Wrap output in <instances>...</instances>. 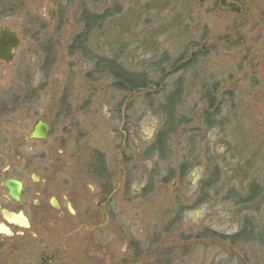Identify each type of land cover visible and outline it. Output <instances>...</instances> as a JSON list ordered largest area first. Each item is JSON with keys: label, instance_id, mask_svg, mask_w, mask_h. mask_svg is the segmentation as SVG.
I'll list each match as a JSON object with an SVG mask.
<instances>
[{"label": "rangeland", "instance_id": "obj_1", "mask_svg": "<svg viewBox=\"0 0 264 264\" xmlns=\"http://www.w3.org/2000/svg\"><path fill=\"white\" fill-rule=\"evenodd\" d=\"M259 2L262 9L239 27L223 14L203 13L197 0H0V23L21 39L14 59L0 66V86L9 99L32 87L41 93L38 102L11 116L9 129L18 126L20 117L27 130L44 116L55 131L46 143L26 152V181L31 183V173L42 169L56 179L77 175L82 156L76 166L71 155L80 148L98 150L117 176L115 184L122 183L117 213L148 216L158 225L152 231L175 230L173 220L180 216L185 246L199 247L198 253L204 252L202 247L234 246L233 264H264L263 247L204 233L238 230L243 220L234 218L232 200L247 197L253 182L264 199V0ZM10 6L14 14L6 13ZM82 14L91 21L90 30L71 49L73 39L86 30ZM206 29L215 41L222 39L216 53L201 44ZM225 37L234 43L229 50L223 48ZM198 44L203 53H198ZM193 54L196 61L187 66ZM115 55L128 70L147 72L160 83L150 88L152 100L182 79L180 116L192 123L182 129L172 160L145 155L163 119L148 105L146 91H120L112 77L94 71V59ZM209 86H216L213 103L222 99L223 105L207 122L204 96ZM4 161L13 163L12 157ZM181 162L187 168L179 176ZM214 166L216 173L210 175ZM170 171L173 178L163 183ZM207 180L218 182L202 186ZM254 215V221L264 222V212ZM11 258L12 264L33 261L29 254L21 259L15 252Z\"/></svg>", "mask_w": 264, "mask_h": 264}, {"label": "flooded vegetation", "instance_id": "obj_2", "mask_svg": "<svg viewBox=\"0 0 264 264\" xmlns=\"http://www.w3.org/2000/svg\"><path fill=\"white\" fill-rule=\"evenodd\" d=\"M197 1L203 13L223 14L239 27L247 26L249 15L263 7L260 0ZM233 3L238 5L237 10L225 7V4ZM4 26L0 23V33ZM206 35L207 29L201 37V41L204 40L201 44L209 45L210 52H218L215 45L221 38L215 41V37ZM239 41L244 43L241 37ZM223 46L229 50L227 46L232 48L234 43L225 37ZM203 51L204 47L199 46L198 53ZM192 56L195 62L196 54ZM7 64L9 62L0 58L1 67ZM208 88L212 93L216 86ZM0 89V264H12L10 259L14 252L20 258L24 255L21 259H26L29 254L33 260L22 261V264H233L231 251L235 250L234 246L202 247L203 253L196 252L199 247L185 246L184 235L179 229L180 216L173 220L175 230L171 226L170 231H152L158 225H154L148 216L117 213L115 199L120 195L122 183L115 184L117 176L111 173L109 164L98 150L88 152L80 148L71 155L76 159H72L76 166L82 156L77 175L56 179L50 170L42 169L31 173V183L26 181L29 168L25 158L34 144L46 143L55 134L53 123L38 116L26 130L25 118L20 117L18 126L9 129L11 116L38 102L41 93L39 87H32L24 95L9 99L4 87L0 86ZM222 105V99H219L220 109ZM39 119L48 125L47 136L45 139H29ZM26 152L30 153L26 155ZM8 157H12L13 163L4 165V159ZM20 158L21 165H15ZM10 179L21 183L19 200L9 196L5 183ZM123 189L130 195V187L124 185ZM232 202L234 218L243 220L238 224V230L234 233L214 230L204 233L231 243V238L239 236L235 244H256L264 248V222L254 221L257 219L255 211L264 212L261 208L264 199L247 196ZM50 241H54V245Z\"/></svg>", "mask_w": 264, "mask_h": 264}, {"label": "trees", "instance_id": "obj_3", "mask_svg": "<svg viewBox=\"0 0 264 264\" xmlns=\"http://www.w3.org/2000/svg\"><path fill=\"white\" fill-rule=\"evenodd\" d=\"M1 8V7H0ZM16 12V9L14 6H10V8L7 10V14H14ZM81 20H87V17L82 14ZM88 34V31H83L79 35H77L73 39V43L71 45V49H76V47L79 44H82L83 40L86 39V36ZM99 59L97 61H94V71H100V73L104 74L107 77H112L114 79V86L123 92H138L142 93L146 91L145 94H147V100L148 105L154 106L159 110V114L162 115V124L157 129L154 138L151 142V144L148 145L145 155H154V157L159 156V159L163 161L172 160V158H175L174 152H173V146L174 144H177L178 138L180 135L183 134V128L190 125V122L187 118H183L180 116V104L183 100V94H182V79L177 78L175 79L171 84V89L168 92H162L160 93L161 96H158V94L153 95L152 99L149 98L148 93H150V88L153 86V84L160 86L159 82H154L152 80L147 72H138V73H132L130 70L125 68L122 63L120 62L119 58L120 56L115 55L114 57L108 58V57H98ZM180 61V58L178 59ZM194 62V59L192 56H189V60L187 62V66H192ZM149 91V92H148ZM207 95L204 96V100L207 102V111L205 112L204 118L208 120L211 119L210 115L213 111H220L219 103L214 104V94H211V91H207ZM210 117V118H209ZM176 154V152H175ZM148 157V156H147ZM187 168V165L184 162H181V164H178V175H182V171H184ZM217 166H214V170L210 175H213V173H216ZM173 172L170 171L169 174L163 179V183H169V180L173 178L172 176ZM214 180V178H212ZM216 184L218 181H214ZM213 182V184H215ZM209 183V180L205 181L202 186H209L212 185ZM211 186V187H212ZM208 189L210 187H207ZM250 194L248 195L251 198H256L259 196V190L258 186L255 182H253L250 185L249 189ZM256 196V197H255ZM239 238L233 237L231 238L232 242H235V239Z\"/></svg>", "mask_w": 264, "mask_h": 264}, {"label": "water", "instance_id": "obj_4", "mask_svg": "<svg viewBox=\"0 0 264 264\" xmlns=\"http://www.w3.org/2000/svg\"><path fill=\"white\" fill-rule=\"evenodd\" d=\"M227 9L237 10L239 7L237 4H225ZM20 45V39L18 35L10 30L8 26H4V30L0 33V58H4L5 61L10 62L14 57V50ZM48 125L41 119L37 120L34 124L32 132H30L29 139H45L47 136ZM5 186L9 190V196L14 200H19V191L21 183L16 180H8ZM26 225H29L26 220ZM1 231V229H0Z\"/></svg>", "mask_w": 264, "mask_h": 264}, {"label": "bare ground", "instance_id": "obj_5", "mask_svg": "<svg viewBox=\"0 0 264 264\" xmlns=\"http://www.w3.org/2000/svg\"><path fill=\"white\" fill-rule=\"evenodd\" d=\"M90 23H91V21H88V20L85 22V26H86V27H85V29H86L85 31H89V30H90V28H89V27H90ZM45 56H46V60H45V64H46V63H49V60H50V53H48V54L45 55ZM100 58H101V57H100ZM98 59H99V58L97 57L96 59L93 60V62H94V61H97ZM45 64H44V68L47 69V68H48V65H45ZM93 64H94V63H93ZM193 64H194V63H193ZM131 72H132V71H131ZM132 73H134V72H132Z\"/></svg>", "mask_w": 264, "mask_h": 264}]
</instances>
